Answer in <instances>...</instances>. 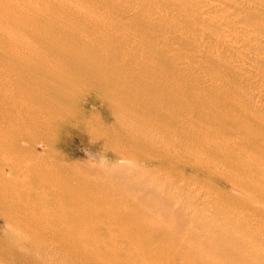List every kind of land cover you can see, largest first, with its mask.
Listing matches in <instances>:
<instances>
[{
  "label": "bare ground",
  "instance_id": "bare-ground-1",
  "mask_svg": "<svg viewBox=\"0 0 264 264\" xmlns=\"http://www.w3.org/2000/svg\"><path fill=\"white\" fill-rule=\"evenodd\" d=\"M124 1L106 4L111 11L70 20L50 17L44 7L35 8V0H0V59L19 61L18 50L27 49L29 43L42 52L60 44L82 43L55 51L58 64L47 71L28 72L24 64L13 68L21 71L16 77L17 90L23 89L19 86L23 83L33 87L24 92L27 103L14 106V115L2 111L12 103L0 104V208L6 210L10 224L0 245V249L7 247L6 254L0 252V264L11 251L22 256L17 259L20 264H174L171 256L176 254L187 264H264V198L253 191L260 188L264 177L259 169H264V158L257 144L264 133L252 131L241 115L226 117L230 115L205 97V90L202 94L197 85L182 82L180 75L188 70L178 64L179 52L165 48L160 37L177 41V32L183 35L185 28L176 26L167 12L155 14L153 4L141 7L153 11L144 15L143 10L124 6ZM213 1L223 5L221 0ZM230 1L236 16L248 18L244 30L237 31H244L238 37L240 42L250 51L256 45V58L264 61V28L255 22L249 25L253 29L247 26L250 20L264 17V0L240 7ZM192 2L185 0L182 16L208 11L195 9ZM168 7L159 8L166 11ZM208 14V19H221L230 27L240 22L231 13L210 10ZM116 18L113 32L126 36L121 39L102 42L80 29ZM167 20L172 26L165 25ZM130 31L137 34H128ZM120 40L126 49L139 50L137 56L145 67L131 65L111 50L112 54L97 55L98 49H111ZM252 41L256 43L250 44ZM37 56L33 52L32 57ZM68 61L65 68L60 65ZM251 66L254 69H245L264 78V66ZM0 72L2 79L13 80L10 73L14 72ZM92 102L113 119L118 160L131 163V178L146 190L143 196L131 194L132 189L123 192L114 184L102 187L100 196L94 194L96 198L91 197L95 191L91 196L64 194L56 187L54 176L43 170L40 157L51 153L58 141L56 132L84 125L89 118L84 108ZM227 122L238 132L227 130ZM214 126L221 130L211 131ZM208 144L213 156L215 152L225 155L222 175L232 190L211 201L212 217L193 211V219L181 225V217L170 208L172 192L178 191L177 183L182 181L180 171L213 170L219 177L216 158H205L202 147ZM182 186L189 188L187 182ZM18 211H23L22 216H17ZM188 221L189 228L183 229Z\"/></svg>",
  "mask_w": 264,
  "mask_h": 264
},
{
  "label": "rangeland",
  "instance_id": "rangeland-1",
  "mask_svg": "<svg viewBox=\"0 0 264 264\" xmlns=\"http://www.w3.org/2000/svg\"><path fill=\"white\" fill-rule=\"evenodd\" d=\"M35 1V8L40 10V8L44 7V10H48V12L43 10L44 13L50 14V17L52 18L76 20L87 15L92 16L93 12H103V10L111 11V6L106 8L105 5L112 3L113 0H90L91 4L89 0V2H87V0H54L56 1L55 3L51 2L52 0ZM221 1L223 2V5L216 6V3H212L214 2L213 0H197V5L194 4L195 0H193L192 3L195 6V9L203 7L204 10L208 9V11L205 12L206 14L199 13L194 16H182L180 14H183L185 11V0H128L124 1L123 5L126 7L129 6L127 8L131 7L141 11L146 4H153V7H155V14L158 16L160 14L166 15L165 12H167L168 16L172 18V21H175L176 26L179 25L183 29L185 28L183 30L185 35H180V33L177 32V35L179 36L177 41H171V38L160 37L162 44H165V48H173L176 50V53L179 52L177 54L180 58L177 62L179 65L183 64V66L188 70V72L184 71V74L180 75L182 82L188 84L191 83L195 86L197 85L196 87L198 89H203V91L201 90V93L203 92L202 94H204L205 90V97H208V99L211 101H216L214 102V105L217 107H219V104L222 105L223 107L220 106V109L230 115L226 117L231 118L234 115H241L245 117L244 119L249 122L250 126L252 125V131L264 133V78L254 75V72L247 71V66L254 69L251 66L253 64L257 66H264V61L256 58V53L259 51L256 49V45H253L255 48L250 51L247 45L241 43L239 40L240 38H238L244 31L242 33L237 31L244 30L243 23L248 18L236 16L232 10L233 7L228 3L230 0ZM260 1L261 0H231L230 2H233L237 4L238 7H240L246 6L248 3H258ZM92 2L94 4H92ZM95 2H99L98 5ZM40 3H44V5H41ZM19 4L20 3H18V6ZM133 4L135 6H133ZM163 5L169 6L166 11L160 10L159 7ZM255 5L257 4H254V6ZM210 10L223 15L231 13L232 19H238L240 22L230 27L221 19H208L207 16L209 15L208 12ZM143 11L142 12L144 15L152 14L153 12L146 10ZM117 18L114 19L115 21L113 22L111 21L112 19H109L111 23L104 21L105 23L101 22L99 23L100 25L97 26L84 24V28L82 26L80 29L82 32L85 31L90 33L92 35L90 36L93 39L100 40L102 42L114 39L116 37H118L117 39H121L126 36H121V33L119 32H113V27L116 24ZM109 20L108 22H110ZM37 22H40V19H38ZM254 22L255 24H258L261 27L263 26L264 28L263 16L250 20L247 22V26L254 24ZM165 25L172 26V22L167 20ZM81 30H79V32ZM135 32L137 31H130L127 33L137 34ZM54 37H57V35H54ZM124 40L128 41L129 38H127V40L125 38ZM121 42L122 41L120 40V42L118 41V43H115L111 49L110 47L108 50L98 49L99 53L97 54V51H95V53L99 56V54H112L111 52L113 51L116 52L117 55H121L122 57H120L124 58L127 63H131V65H137V67H145V65L141 63L142 59L137 56V51L139 50L136 48H130V50H128L124 47L123 42ZM253 43L256 42L252 41L250 44ZM81 44L82 43L79 41L78 43L75 42V44L73 42L67 45L60 44L57 48H51L48 49V51L44 50L42 52L36 51V47L34 48L29 43L26 46L27 49L18 50L19 61L15 62L10 61L9 59H0V71L14 72L13 74L10 73V76L13 79L11 81L2 79L0 74V104L3 102L13 104L9 107V109L2 111L7 112L8 115H14L12 110L15 109L14 106H16V104L18 105L19 103L26 104L27 98L24 96V92L30 90L33 87L31 83H23L19 84V86H24L23 89L20 91L17 90L16 86L18 84L16 82V77H18V74L21 73V71L19 70L18 72H15L13 71V68L23 67L25 65L24 69L28 72L47 71L49 68L51 69L52 67L54 68L57 66L55 63L58 61V56H56L55 51L70 45H76L75 48L80 47ZM115 49L118 50L116 51ZM109 50H111V52ZM33 52H38V56L33 58ZM188 57H190L192 61L189 60ZM238 57H243V59L238 60ZM62 60L64 61V59ZM69 62L70 61L67 63H60V65L65 68ZM195 77L196 79H194ZM5 94H7V96H5ZM11 95L13 97H11ZM84 109L89 115V118H86L84 125L75 128H65L59 133L56 132V135H58L56 136V139L58 141L55 142L56 144L54 143L50 151L51 153L40 157L42 158L41 161L44 168L43 170H45L47 173H51L54 176L56 187H59V190L64 194L72 195L83 193L84 195L87 193L90 194H86L87 196H91L92 192L95 191L91 197L96 198L97 196H94V194L100 193V189L102 187H109V185L111 186L114 184L119 190H123V192L126 191V193H128L129 190L132 189L134 192H131V194L143 196L146 193V190L139 186V180L136 178H131L133 177L131 176L132 174L130 170L132 167L131 163H123L118 160L119 154L114 148L115 143L113 129H115V127H113V119H109L106 115V112L104 110L102 111L101 107L97 103L92 102V105L90 104ZM227 123L229 124H227V130H230L233 133L238 132V128H233L231 123ZM214 127L210 128V130L214 132H219L221 130L220 127ZM257 144L259 147H261V152L259 155L261 158H264V134L257 139ZM23 146L26 147L27 144L24 143ZM201 146L202 145H200V147ZM202 148L206 151L205 158H209V160H214L216 158V160L220 161L219 162L215 160V162L220 166V171L218 172H220L221 176L220 174H218L219 177L213 175L214 172L211 173L213 170L210 172L211 174L207 173V171H190V169H187L184 172L180 171L179 176L182 181L177 183L178 191L173 190L172 192L175 194L173 195L174 199L170 208L173 213H175V215L177 214V216L181 217L178 220V223L181 225H183V222L186 219H193L191 216L193 211H198L204 216L212 217L214 215V211L211 209V201L218 195L225 193L228 194L232 190L230 184L225 182L222 175L224 174V170L221 168V162L223 161L225 155L221 152H215L216 155L213 156V152L209 151L211 149V145L209 144L208 146L203 145ZM37 153L41 155L40 148L37 149ZM207 154L212 156V158ZM27 162L30 163L31 161ZM259 169L264 171L262 167H259ZM261 181L262 183L260 188L253 189V191L257 195L264 198V177L261 178ZM183 182H187L189 184V188H184L182 186ZM147 190H149V188H147ZM234 194L237 193L235 192ZM98 196L100 195L98 194ZM159 197L161 201L164 199V196L161 194ZM124 201H126V199ZM22 213L23 211H18L17 216H22ZM6 215V210L0 208V245L4 243V237H6L10 227ZM189 223L190 221H188L187 224L183 226V229H188ZM6 248L7 247L5 244V247L3 246L0 249V252L5 251ZM6 253L7 251H5V254ZM8 253L9 255L3 261H1V264H20V261H17V259H20V257L22 258V256L19 255L18 251H11ZM171 258H174V264H187L182 260L181 254L172 255Z\"/></svg>",
  "mask_w": 264,
  "mask_h": 264
}]
</instances>
